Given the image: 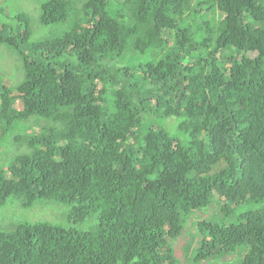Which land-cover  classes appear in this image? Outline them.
Masks as SVG:
<instances>
[{
	"label": "trees",
	"instance_id": "obj_1",
	"mask_svg": "<svg viewBox=\"0 0 264 264\" xmlns=\"http://www.w3.org/2000/svg\"><path fill=\"white\" fill-rule=\"evenodd\" d=\"M28 1L0 0V205L67 224L0 231V264H264V0Z\"/></svg>",
	"mask_w": 264,
	"mask_h": 264
},
{
	"label": "rangeland",
	"instance_id": "obj_2",
	"mask_svg": "<svg viewBox=\"0 0 264 264\" xmlns=\"http://www.w3.org/2000/svg\"><path fill=\"white\" fill-rule=\"evenodd\" d=\"M9 6L14 7L17 10L25 11L26 9L30 10V13L35 9L36 3L34 1L28 0H8ZM33 7V8H32ZM53 29V28H47ZM11 51V50H10ZM0 60L9 64L14 62V57L8 51L2 53L0 51ZM13 75L16 76L19 73V70L15 71L13 66ZM22 146L18 145L12 139V134L5 136L0 141V168H5L9 165L12 159L22 152ZM264 207V203H245L240 206V212L246 210H259ZM66 210H60V207L55 202H50L47 200H37L32 206L24 207L23 203L17 197H11L3 205H0V231H10L14 229L17 225L21 223H41L49 222L55 225H66L67 222L63 218V213ZM210 213H206L208 215ZM236 214H238L236 212ZM234 214L231 218H221L220 223H231L234 222L236 216ZM214 221V218H211ZM183 238H179L174 244L178 241L183 242ZM221 258V257H220ZM237 259V258H236ZM235 259V260H236ZM220 262L228 261H214V263L207 264H219ZM231 262H234L231 261ZM203 264V263H200Z\"/></svg>",
	"mask_w": 264,
	"mask_h": 264
}]
</instances>
